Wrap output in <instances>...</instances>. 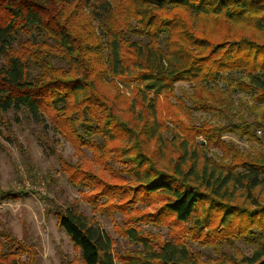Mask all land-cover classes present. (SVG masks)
Instances as JSON below:
<instances>
[{"label": "trees", "instance_id": "trees-1", "mask_svg": "<svg viewBox=\"0 0 264 264\" xmlns=\"http://www.w3.org/2000/svg\"><path fill=\"white\" fill-rule=\"evenodd\" d=\"M66 7L72 11L64 16ZM79 8L89 11L88 21L97 23L99 35L78 36L72 17ZM182 12L221 19L228 31L212 40L192 29ZM245 28L253 32L245 33ZM238 72L242 78L232 80L236 87L252 92L254 101L264 106V0H0V116L21 111L41 122L47 114L55 132L71 139L76 149L126 157L130 184H110L82 165L64 170L76 178L74 184L94 191L85 198L94 209L126 213L131 204L160 201L155 213L126 221L156 224L170 216L173 224L191 222L189 240L204 245L214 242L207 228L216 238L221 234L220 240L264 241V151L240 152L236 144L220 140L229 130L252 143L261 142L257 131L264 139V119L248 122L237 116L229 90L212 85L223 74ZM109 76L136 85L130 108H138L140 126L124 119L118 101L100 91V82ZM177 83L199 84L193 107L218 111L228 122L224 126L180 122L168 149L175 157L159 166L152 161L154 152L148 153L152 141L156 154L167 147L157 97L170 93ZM95 135L108 141L139 139L141 145L109 147L93 142ZM197 138L205 145L203 140L193 145ZM207 146L220 151L219 162L200 154L198 148ZM96 159L98 164L104 161L99 154ZM110 174L124 181L117 173ZM17 197L0 192V201ZM102 198L107 201L98 206ZM55 214L57 226L79 251L80 264H115L111 238L76 205ZM123 234L139 249L123 254L120 264H206L183 242L154 245L132 226ZM0 264L18 262L0 251ZM213 264H264V243L249 257Z\"/></svg>", "mask_w": 264, "mask_h": 264}, {"label": "rangeland", "instance_id": "rangeland-1", "mask_svg": "<svg viewBox=\"0 0 264 264\" xmlns=\"http://www.w3.org/2000/svg\"><path fill=\"white\" fill-rule=\"evenodd\" d=\"M72 7L64 9V16L72 11ZM88 14L89 11L86 8H79L72 17L74 28L79 31L80 37H83L86 32L99 35L97 23L91 24L88 21ZM182 15L192 29L207 34L212 40L217 41L228 31L227 24L221 19L194 16L188 12H182ZM132 25H135L134 21ZM242 31L248 34L253 32L249 28ZM255 34L260 35L256 32ZM131 38L145 41L135 36ZM236 76L242 78L240 72L223 74L212 85L222 92L229 90L237 116H244L248 122L263 120L264 106L254 101L251 97L252 92L245 93L236 87L237 82L232 81ZM198 85L177 83L170 93L157 97V117L163 123L162 138L167 147L160 154H156V145L152 141L149 143L148 153L154 152L152 161L159 166H167L170 159L175 157V154L170 153L168 149L171 142L176 139L175 135L179 134L180 122L196 126L202 124L224 126L228 122V119H225L218 111L206 113L193 107L192 101ZM99 89L107 98L114 97L116 103L118 101L124 119L134 126L141 125V120L136 117L138 108H130L136 85L124 83L118 78L109 76L105 81L100 82ZM206 90L209 91V89ZM235 122L237 123V119ZM256 134L261 138L260 144L240 138L239 133L234 130L223 132L220 140L236 144L240 152L257 154L264 151V139L262 133ZM91 140L95 143L103 142L109 147L130 145L133 142L136 146L141 145L139 139L135 142L134 139L126 137L108 141L95 135ZM200 140L203 139H193L192 144L197 147ZM202 145H205L204 140ZM144 149H147V146ZM198 150L201 155L208 156L216 162H219L222 157L220 151L214 147L207 146ZM98 154L104 158V161H100L101 164L96 162ZM124 158L126 157L115 158L112 154L105 152L96 154L93 149L88 148L76 149L71 139L55 132L47 114L45 120L41 122H36L21 111H9L1 115L0 192L14 193L18 197L14 200L0 201V251L6 254L7 259L15 257L18 264H80L79 251L57 226L55 212L69 205H76L81 213L111 238L115 264H120L122 255L127 251L139 249L123 234L124 228L128 226L140 230L154 245L171 240L183 242L197 254L201 262L206 264L217 263L227 258L239 260L241 256L249 257L264 243L259 241L256 244H246L241 240H220L221 234H217L216 238V233H212L210 228L206 229V233L214 242L209 245L198 241L193 242L189 240L187 234V228L191 227V222L173 224L170 216H162L156 224L148 221L129 223L126 220L145 212L155 213L161 205L160 201L131 204L126 213L112 210L100 212L85 200L86 196L93 194L94 191L74 184L73 180L76 182V178L72 179L71 173L64 170V166L73 168L76 165H82L110 184H130L132 181L125 171L131 164L125 162ZM224 162H229V158ZM110 171L117 173L124 181L115 179ZM257 191L258 189L255 190ZM262 196L264 197V189ZM106 201V198H102L98 206ZM6 242L11 245L7 246Z\"/></svg>", "mask_w": 264, "mask_h": 264}, {"label": "built area", "instance_id": "built-area-1", "mask_svg": "<svg viewBox=\"0 0 264 264\" xmlns=\"http://www.w3.org/2000/svg\"><path fill=\"white\" fill-rule=\"evenodd\" d=\"M257 133H258V134H260V132H259V131H258Z\"/></svg>", "mask_w": 264, "mask_h": 264}]
</instances>
